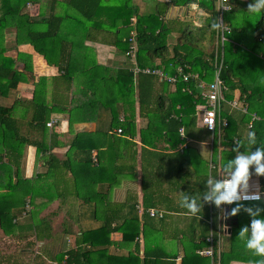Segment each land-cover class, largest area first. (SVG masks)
<instances>
[{
    "label": "trees",
    "instance_id": "trees-1",
    "mask_svg": "<svg viewBox=\"0 0 264 264\" xmlns=\"http://www.w3.org/2000/svg\"><path fill=\"white\" fill-rule=\"evenodd\" d=\"M42 1L0 0V97L9 98L25 77L23 72L15 69V61L3 55L4 31L12 27L17 29L16 41L19 45L32 46L34 52L44 58L48 66L59 70L60 76L56 77L54 82L62 83L71 94L58 98L54 92L51 100H48L41 96L43 79L39 81L32 100L34 112L29 123L30 130L35 131L33 137L22 133L19 122L13 116L20 104L18 100L12 103L11 107L0 106V225L6 232L7 225L14 228V210L20 209L18 215H21L27 209L26 213L29 212L28 217L32 219L27 225L30 231L27 234L40 238L41 221L36 222L34 209L38 207V198L52 193V186L48 185V182L55 179L57 171L61 169L75 176L76 165L102 175L106 164L101 154L107 157L111 145L117 158L128 157L131 151L135 158L138 145L134 139L139 134L143 153L149 148H158L161 144V147L173 150L170 158L181 161L180 157L191 149L192 143H196L193 140L184 152H180L185 142L180 135V129L184 128L189 138L191 135L195 136L194 129L198 128L200 119L196 107L202 100L195 80L184 83L180 79L176 85H171L167 82L160 83L154 75L139 74L137 77L132 68L114 70L112 74L108 68L98 65L97 62L90 66L87 55L91 50L85 47L87 40L105 44L112 41L113 46L126 54L132 44L131 33L135 32L138 46L136 61L139 68L161 69L167 75H174L178 67H183L185 73L199 74L201 80L206 83L213 82L217 69L222 65L220 77L228 88L227 100H233L235 92L239 91L248 105L249 113L256 114L261 120L255 121L249 129L250 115L231 110L228 105L223 104L216 131L211 133L204 128L207 133L212 134L213 139H218L217 164L211 165V169L216 171L217 180L224 171L221 168L226 165L221 157L222 152L231 154L234 160L239 154L255 151L257 146H264V10L248 12L249 4L254 0H230L231 10L223 15L224 25L230 30L225 33V42L221 39L219 11L215 0H168L166 3L153 0L157 2L156 9L150 14H140L134 0H45L48 3L47 8L43 11L40 9L38 15L32 16L30 11L34 7H40ZM29 3L32 4L30 8ZM192 5H198L199 9L206 12V15L197 17L201 21L200 27H195L190 18ZM171 6L187 9L186 15L173 20L166 19ZM172 39H175L176 43H171ZM82 61L87 63L85 70H89L93 75L102 71L110 75L114 88L106 86L104 80L101 84H94L93 76L85 73L81 78L83 81L85 79L86 83L84 81L80 86L77 84V90L73 93L72 86L77 79L76 71L82 68ZM27 71L32 72V67L27 66ZM102 78L108 79L104 75ZM172 87L175 88L174 91H171ZM120 102L125 108H119ZM104 110L107 111L106 114H110L111 129L121 128L122 133L115 134L111 139L112 143L106 145V152L99 151L101 153L98 154L97 168L93 167L95 163L91 152L102 145L91 142L100 139L96 137L101 132L76 135L67 144L70 154H67L68 157L64 161L52 154L58 145V137L51 128L60 122L63 115L69 116V129L73 134L75 122L95 120L96 115L100 116L99 112ZM24 113L27 114L28 109H25ZM145 116L150 119L149 123L137 133V119ZM221 118L228 119L229 126L225 129L221 128ZM50 123L53 125L48 126ZM249 132L255 134V144L248 143ZM102 134L108 136L106 133ZM108 138L110 139L109 136ZM232 138L234 141L231 148L220 146L222 143H231ZM28 146L36 147L38 159L40 154L45 155L48 170L36 179H24L20 174L21 160ZM74 151L86 152L84 158L78 159L79 163L71 158ZM48 152L50 153L46 156ZM179 164L182 166L181 171L190 165L184 166V162ZM249 171L256 175L253 168ZM185 175L187 176V173ZM259 177L264 184V177ZM61 179L64 180L63 176ZM97 183L98 180L95 185ZM75 184V195L78 199L83 198L84 204L97 205L96 195H91L90 198L82 196V187L77 175ZM190 184L191 189H187V196L192 198L195 191L193 183ZM27 197H31L30 201H27ZM250 204L253 205L250 206L253 210L257 207L264 209V204L260 202ZM98 205L107 211L102 217L95 212V218L102 225L94 230L83 231L77 241L78 249L69 252L66 264H93L98 262L99 258L102 263L107 259V264H177L176 257L172 259L160 250L148 251V248L141 259L139 237L143 235L147 238L151 230H157L158 225L155 218L145 213L142 229L140 215L136 209L137 202L126 201L114 208L107 203L104 205L103 202H98ZM211 207L209 203L206 208L209 211L204 209L206 214H193L195 217L191 222L188 221L187 227L180 229L176 226L173 234L164 226L166 219L160 221L164 236L178 241L183 251L182 264H257L261 258L253 255L244 246L243 238L239 237L240 229L251 220L245 211L249 206L241 208L232 216L230 235L219 230L218 212L222 216V210L220 212L216 208V214L213 209L210 210ZM200 215L207 219H199ZM261 216H264V212ZM41 223L45 224V221ZM116 232L123 235L122 241L117 245L133 248L128 250L126 255L114 253L109 256L106 253L109 251L108 246L116 245L110 240V236ZM211 236L214 240V257L198 255V250L211 245L207 241ZM221 237L228 238L227 243H224L223 252H220L218 247ZM105 244L106 252L97 250ZM15 260L19 264L18 259Z\"/></svg>",
    "mask_w": 264,
    "mask_h": 264
},
{
    "label": "crops",
    "instance_id": "crops-1",
    "mask_svg": "<svg viewBox=\"0 0 264 264\" xmlns=\"http://www.w3.org/2000/svg\"><path fill=\"white\" fill-rule=\"evenodd\" d=\"M158 1L164 3L168 2V0ZM242 1L247 2L248 0ZM134 2L140 14H150L156 9L157 2L153 0H134ZM40 8L41 5L40 7L32 8L30 13L32 12L33 14L31 15L34 16L38 11L40 13ZM199 10V14L202 15L204 11L202 9ZM186 13L187 9L185 8L171 6L166 14V19L173 20L177 17H184ZM190 14L191 11L189 15ZM198 21L200 25H196L194 22L195 27L201 26V21ZM16 39V28H7L4 31L2 43L3 55L12 58L15 61V69L20 73L23 72L25 77L24 81L19 84L17 90H14L9 98L0 97V106L11 107L12 103L18 100L20 104H18L17 110L13 116L19 122L22 133L33 137L35 131L30 130L29 123L34 112L32 100L34 99L35 89L39 81L43 79V83H41V96L46 97L48 100H51L54 92L58 98L63 96L67 97L71 92L66 91V87L62 85V83L54 82V79L60 76V72L57 68L48 66L44 58L34 52L32 46L28 44L19 45ZM85 47L93 52L89 53L92 56L91 58L89 57L90 66L97 62L98 65L108 68L112 74H114V70L133 67V63L131 65V63L127 61L125 54L118 47L113 46L112 41L110 44H105L87 40L85 42ZM27 66L32 67V72L27 71ZM81 66L82 70L79 66L78 69L80 70L76 71L77 76L75 77H77V79L72 86L73 93L77 90V84L80 86V83L85 81V79L83 81L81 78L84 77L85 73L93 76L92 80L94 84H101V81L104 80L106 86L114 88L112 85L114 81L110 78V75L104 74V71L93 75L89 70H85L87 63H84V61H82ZM103 75L108 79H103ZM89 87L92 88L91 86ZM174 90L175 88L172 87L171 91ZM240 96V92L236 91L234 98ZM118 105L119 108H125L121 102ZM25 109H28L27 114L24 113ZM99 113L100 116L97 117L96 115L97 119L95 118V120H89V122H75L72 128L73 134L70 133L69 129V116L63 115L60 118V122L54 128H51V131L58 137V145L52 154H55L61 161H64L66 157H68L67 154H70L67 144L71 142L76 135L82 133L96 134L97 132H101V136L97 135L98 137H96L100 139H94L95 142H93V140L91 142V144L102 145V147L99 146V148H94L95 150L91 152L93 161L94 159L98 160V154L101 153L99 151H107L106 145L112 143L111 139L117 134L116 131L118 130L116 128L111 129V117L109 113L106 114V110ZM122 117L123 116H121V118ZM149 120L147 116H145V118L138 117L136 122L137 133H139L141 129L147 127ZM201 128L205 130L202 116H200L198 128L194 129L195 136L191 135L190 137V139L196 141L197 144L200 143L199 139L203 138ZM102 133H106L110 139ZM134 141L138 145L135 158L132 156L134 155L133 151L130 152V150H128L130 152H128V157L122 156L117 158L116 151L112 149V145L107 152V157L104 156L105 154H101L106 164L104 166L105 171L102 175L95 174L91 169L84 170L79 168V165L75 166V171L79 176V184L82 187V196L90 198L91 195H96L98 202H103L104 205L107 203L113 208L126 201H132V203L137 202L136 209L140 215L142 229L144 227L143 216L145 213L150 215L149 211L155 210L162 214V217L150 216L151 218H155L158 225L157 230H151L147 238L143 235L139 237L141 245L140 257L141 259L144 257V252L148 248V251L160 250L166 256L172 257V259L176 257V263L182 264L183 251L180 249L178 241L165 237L164 230L160 226V221L166 219L167 223H165L164 226L167 228V231H171L169 233L173 234V231L176 230L173 229L176 226L180 229L185 228L187 227L188 221L190 220L191 222L195 217L186 208L181 206V199L187 193V185H179L176 180H172V175L169 176V173L176 171L180 160L170 158L169 156L174 153L173 150L165 149L161 147V144L160 147L149 148L143 153L139 134H137ZM49 153L50 152H48L46 156ZM85 155L86 152L84 151H74L71 153V158L79 163V160L84 158ZM44 157L45 155L40 154L38 159L36 147L28 146L21 160V176L24 177V179H36L38 176L44 175L48 170ZM94 163L93 167L97 168L98 161H94ZM131 168L133 170H131ZM181 172L185 175L186 173H190L191 169L187 167L185 171L183 169ZM57 173L56 178L48 182V185L52 186V193L44 194L43 197L38 198V202H36L38 207L36 209L33 208L35 210L34 218L36 222L45 221V224L40 222L42 236L37 239L35 236L27 234L30 232L27 225L32 221V219L28 217L29 212L26 213V209L25 212L18 215L20 209H15V220L12 223L14 228L11 227V225H7L8 232H6L0 225V264H17V260L15 259H18L19 264H66L69 258V252L78 249L77 241L83 231L94 230L102 225V223L98 222L95 218V212L101 215V217L105 216L107 211L104 210V207H99L98 202L97 205L94 203L84 204V201H82L83 198L81 200L76 197L74 189V187L77 188L75 184L76 179L74 178V182L70 183L74 177L73 173L67 172L65 169H61V171H57ZM221 173L219 175L220 179H222L224 175ZM62 176L64 178L63 181L61 179ZM181 177L182 176L177 179ZM96 180H98L99 183L95 185ZM70 186H74L73 189H70ZM30 198L31 197H27V201H30ZM208 206V203H204L202 209L198 213L201 215L202 213L206 214L204 209L206 210ZM212 209L213 206L210 210ZM48 210L49 216L46 215V211ZM218 211H220L219 208ZM16 215H18V218H16ZM201 215L198 217L199 219H207ZM112 216L113 215H110V217ZM218 221L219 230L230 235L232 228H228L225 231L222 229L225 221L223 220V215H219V212ZM122 238V233H113L110 236V240L115 242L116 245L112 244L108 246V252H106V244L99 246L97 250H104L109 256L114 253L116 255H126L128 250L133 248L117 245L122 241ZM227 239V237H221L219 239L218 247L220 248V252L224 251V243H227ZM88 248L90 247L88 246ZM105 258H107L106 255ZM102 262V259L99 258V261L93 264H101ZM102 264H107V259H104V263Z\"/></svg>",
    "mask_w": 264,
    "mask_h": 264
},
{
    "label": "built area",
    "instance_id": "built-area-1",
    "mask_svg": "<svg viewBox=\"0 0 264 264\" xmlns=\"http://www.w3.org/2000/svg\"><path fill=\"white\" fill-rule=\"evenodd\" d=\"M217 3L218 11H219V25L221 28V39L222 42L227 41L225 37V33H229L230 30L228 27L224 25L223 22V15L231 10V4L230 0H215ZM32 6L31 3L28 4V7L30 8ZM132 44L130 45L129 51L126 52L125 56L130 59V61L133 63L132 71L134 72L135 76L139 74H146V75H154L158 78L160 82H167L171 85H176L179 80L181 79L184 83H190V81L195 80L197 88L200 92L202 103L197 105L196 109L199 113V115L203 116L204 121V128L214 133L217 129L218 119L220 118V112L222 111V105L226 104L228 105L231 110H236L241 112L245 115H250L251 120L249 122L248 128L251 129L253 127V123L255 121L261 120L259 116L256 114H250L248 111V105L247 103L242 99V97L234 98L233 100L229 101L227 100L226 93L228 91V88L224 84V82L221 80L220 73L222 70V65L217 69L215 78L213 82L206 83L203 80H201L199 74L191 75L187 74L184 71L183 67H178L177 72L174 75H167L165 72L161 69H141L137 65L136 61V54L138 50V46L136 43V33L132 32ZM189 93L191 91L189 89H186ZM56 121H54L55 123ZM221 128L225 129L229 126V122L227 118H221L220 121ZM53 123L48 124V126H52ZM118 134L122 133V129L117 130ZM180 135L184 139V144L181 146L180 151L184 152L188 145L192 142V140L186 135V131L184 128L180 129ZM95 162H97V159H94ZM223 178H226L224 175ZM222 178V179H223ZM247 192L249 195L252 194H260L261 200L254 201V200H241L236 203H264V184L262 182V179L257 176H250L248 181V189ZM236 203L232 205H222L223 207V220L225 221L223 223L222 229L225 231L228 227V221L232 218V216H228V213L230 212V209L236 205ZM29 208V207H28ZM151 217H162V214L156 212L155 210L149 211ZM227 217V218H226ZM208 243L211 245L203 250H198L197 254L202 257H214V240L211 236L207 239Z\"/></svg>",
    "mask_w": 264,
    "mask_h": 264
},
{
    "label": "clouds",
    "instance_id": "clouds-1",
    "mask_svg": "<svg viewBox=\"0 0 264 264\" xmlns=\"http://www.w3.org/2000/svg\"><path fill=\"white\" fill-rule=\"evenodd\" d=\"M261 10H264V0H254L248 6V12L254 13ZM247 139L248 143L255 144L254 133L249 132ZM250 168H253L257 176L264 177V146H257L255 151L237 155L234 160L225 165L226 178L219 180L207 179L206 185L209 186V190L199 199L184 195L181 199V206L190 213L196 214L204 203L210 202L219 208L221 205H232L241 200H261L260 194L249 195L247 192ZM242 207L243 205L236 203V206L231 208L228 216H235ZM245 211L249 214L251 220L248 225L240 229L239 237L243 238L244 246L253 255L261 258L257 264H264V216H261L264 209L257 207L253 210L252 207H248Z\"/></svg>",
    "mask_w": 264,
    "mask_h": 264
},
{
    "label": "rangeland",
    "instance_id": "rangeland-1",
    "mask_svg": "<svg viewBox=\"0 0 264 264\" xmlns=\"http://www.w3.org/2000/svg\"><path fill=\"white\" fill-rule=\"evenodd\" d=\"M47 4L48 3L45 2V0H43L40 9L42 11L45 10L47 8ZM114 6H115V3H114ZM191 8H192V10H191V14H190L191 17L190 18L192 19V21H194L196 23V25H200L198 23L199 21L197 20V17L200 15L199 14L200 10L198 8V5H192ZM38 14H39V11L37 12V15ZM202 15H206V12L204 11ZM258 19H259V16H257V20ZM171 43H173V44L176 43V40L172 39ZM89 52L93 53L91 51H89ZM87 56L90 58L92 57L90 54H88ZM129 60L130 59L127 58L128 62H130ZM131 65H132V63H131ZM202 118H203V116H202ZM203 123H204V121H203ZM201 133H202L203 138L199 139L200 143L199 144L192 143L191 149L188 150L184 156L180 157L182 159L180 162L185 163L184 166L190 164L188 166V168L191 169V172L187 173V176L182 174V172H181L182 166H180V164H179V166H177L176 171L169 173V176H171V175L173 176L172 180H174V181L176 180V182L181 184V185H184V184L188 185L187 189H191L190 183H193L195 193L192 195H193V197H196V198L202 197V195L209 190V186L206 185L207 179L212 178L214 180H217L216 171L211 169V165H212V163L217 164V159L219 156L218 151H217L218 139L217 138L213 139L212 134L207 133L203 129L201 130ZM233 139L234 138L231 139L232 140V141H230L231 143H222L220 146H225V147L231 148L232 143L234 141ZM209 145H211V146H209ZM214 148H215V151H214ZM221 157L223 159V162L226 164L229 161L233 160L232 155L227 153V152H222ZM185 168H187V167H184V171H185ZM221 169H222V171L224 170L223 167ZM192 173H193V176H192ZM221 174L225 175V171H223V173H221ZM76 175L78 177L77 173H76ZM76 175L73 177L72 182H70V183L74 182V178L76 179ZM224 175H223V177H224ZM252 175H253V173L250 172V176H252ZM180 176H182V177L178 180L177 178ZM73 187L74 186H70V189H73ZM74 189H76V188L74 187ZM180 192L182 193L181 190H180ZM180 192H179V194L181 195ZM186 195H188V193H186ZM209 203H208V205H209ZM211 205L213 206L214 213L217 214V209H216L217 207L214 206L213 204H211ZM241 205H243L242 208H244L246 206H249V207L253 206L250 203H248L247 205L246 204H241ZM219 209H220V211L222 210V212H223L222 206H221V208L219 207ZM207 210L209 211V209H206V211ZM230 211H231V209H230ZM46 215L49 216V210L46 211Z\"/></svg>",
    "mask_w": 264,
    "mask_h": 264
},
{
    "label": "water",
    "instance_id": "water-1",
    "mask_svg": "<svg viewBox=\"0 0 264 264\" xmlns=\"http://www.w3.org/2000/svg\"><path fill=\"white\" fill-rule=\"evenodd\" d=\"M231 224H232V219H229V221H228V227L229 228H230Z\"/></svg>",
    "mask_w": 264,
    "mask_h": 264
}]
</instances>
